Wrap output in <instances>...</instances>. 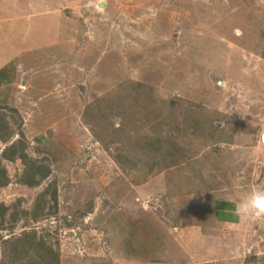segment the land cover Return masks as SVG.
<instances>
[{"label": "rangeland", "instance_id": "obj_1", "mask_svg": "<svg viewBox=\"0 0 264 264\" xmlns=\"http://www.w3.org/2000/svg\"><path fill=\"white\" fill-rule=\"evenodd\" d=\"M5 67L0 105L18 110H4L9 124H21L27 152L51 172L29 187L23 163L4 161L11 181L0 201L56 213L7 221L0 236L35 230L60 264H240L249 254H237L239 228L210 218L216 199L238 205L264 187V0H0ZM95 103L113 127L131 124L127 140L114 128L94 133ZM207 113L220 135L194 136L187 123ZM146 132L165 139L163 159L170 148L184 158L147 163ZM18 139H0V152ZM260 222L242 218L240 234ZM206 236L222 245L205 263ZM153 237L159 247L128 253L130 239ZM8 257L0 242V261L22 264Z\"/></svg>", "mask_w": 264, "mask_h": 264}, {"label": "trees", "instance_id": "obj_2", "mask_svg": "<svg viewBox=\"0 0 264 264\" xmlns=\"http://www.w3.org/2000/svg\"><path fill=\"white\" fill-rule=\"evenodd\" d=\"M8 75V68H2L0 69V84L3 82L2 79ZM95 107V113H97L99 119L102 121V124L98 125V128H91L94 133L98 134L100 133V136L105 134L103 131L105 128L110 129L114 128L115 131H117L119 134H122L125 132L126 140H127V132L128 128L131 126V124L126 123L125 121L122 122L121 127H113L115 124L112 122V118L109 114V117L107 118L102 113L101 109L97 106V104H94ZM108 107H111L108 105ZM5 109H9L10 111L18 112L17 109L8 107V105H0V139L3 141H8L10 136L14 135L16 132L20 133L21 139H18L14 141L13 143L7 145L4 147L0 152V188L6 187L9 185L11 179L9 176V172L4 164V161L14 162L16 160H20L24 165V170L21 176V181L25 185L29 187H35L40 185L44 180H46L49 177L50 174V168L43 164V161H39L38 159L33 158L28 152H27V144L25 141L24 132L22 130L21 124L18 123V131L16 129L14 130L11 125L9 124V115L7 112H5ZM116 112V109L114 110ZM106 114L105 112H103ZM208 121V117L206 114H201L198 116H195L192 118V121H189L187 123V129L192 131L194 136L203 134V131H206L211 136H219L220 131H222V127L220 125L215 124L214 118L210 113ZM19 115V112H18ZM107 115V114H106ZM20 117V116H19ZM13 118V116H12ZM189 118V115L186 116V120ZM88 124V123H87ZM159 126H155V128H159ZM214 133V134H212ZM217 133V134H216ZM40 138V137H39ZM38 138V139H39ZM220 138V137H219ZM42 139V138H40ZM143 139L146 146H149V151L147 154L143 153L142 156H145L150 160V164H159L163 161V163H166L168 161L171 162H178L182 158H184V154L180 155L176 150L168 149L167 154L171 156L167 157H161L159 154H161L162 149L161 147L165 143V139L161 136L152 137L148 132H146L144 135H142L138 141ZM183 152H184V148ZM40 151H42L41 148H39ZM129 155L125 158H128ZM144 157V158H145ZM115 158L118 160V162H121V156L120 154L116 155ZM126 162V159L124 160ZM153 166H150L149 168L152 169ZM180 190V189H178ZM193 193V191H191ZM54 204L57 201V193H54ZM46 202H43L42 204L37 203L36 206L32 211H29L28 209H23L19 206V204H15L14 206H10L6 204L4 201H0V224L2 228L4 227V224L8 221L11 222L10 228H13L15 224L26 218L27 216H31V219L38 221L40 218H48L54 213H56V209L51 211L48 210L47 212L44 211V207H46ZM44 206V207H43ZM12 207V208H11ZM150 233V232H149ZM129 244V251L128 253L131 255H134L136 257L135 251L136 247H138L140 250L137 251L138 253L145 251V249H152L159 247L161 243L156 240V238L153 237L150 241H139V238H132L130 239ZM139 241V242H138ZM0 242L6 247L8 255H9V261L11 263H15L16 261L24 263L25 258H30L31 263L33 264H60V255L58 251H55L53 249V244L49 242V239L43 236H40L37 231H23L18 236H11L4 238L0 236ZM138 242V243H137ZM137 243V245H136ZM136 245V246H135ZM156 245V247H155ZM135 246V247H134ZM7 253H4L3 257H5ZM133 256V257H134ZM0 264H6L4 259H1Z\"/></svg>", "mask_w": 264, "mask_h": 264}, {"label": "crops", "instance_id": "obj_3", "mask_svg": "<svg viewBox=\"0 0 264 264\" xmlns=\"http://www.w3.org/2000/svg\"><path fill=\"white\" fill-rule=\"evenodd\" d=\"M264 189V187L262 188ZM206 224L204 225V228H201L202 231L206 234L208 231L207 226H210L207 224V219L205 220ZM210 223L212 226L214 225L215 228L217 229L218 226L219 228L225 227V228H230L231 230H236L240 229L239 233L235 232L233 235H231L232 240L234 243H236V248H237V254L239 251H241V255L244 252V249L248 251L247 256H240V264H241V259L248 260L251 264H264V218L261 219L260 224L258 223L257 227L251 230L253 235L247 234L245 237L241 235L240 233L243 231L244 223H242V217L237 214V204L235 201H225L222 199H216L214 202V210L213 214L210 218ZM238 231V230H236ZM248 231V230H247ZM246 232V231H245ZM259 232V235H255L256 233ZM222 238V237H221ZM255 238V239H253ZM228 240H226L227 242ZM212 245V248L215 249L221 248V242L220 240H215L208 238L204 239L203 243V249H205V256L203 258L204 262L206 263V251L210 250V247ZM257 246V248H252V246ZM254 249L256 252L251 253V249ZM259 250V251H258ZM195 257L201 259L202 255H196ZM229 260L232 262V258H229Z\"/></svg>", "mask_w": 264, "mask_h": 264}, {"label": "clouds", "instance_id": "obj_4", "mask_svg": "<svg viewBox=\"0 0 264 264\" xmlns=\"http://www.w3.org/2000/svg\"><path fill=\"white\" fill-rule=\"evenodd\" d=\"M256 141L264 145V130L259 131ZM237 214L244 219L264 218V189H256L242 199L237 205Z\"/></svg>", "mask_w": 264, "mask_h": 264}]
</instances>
